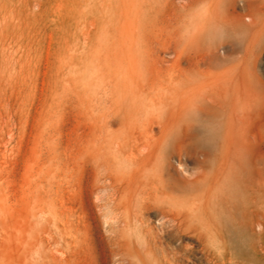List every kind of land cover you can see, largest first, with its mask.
Returning <instances> with one entry per match:
<instances>
[{"label":"rangeland","instance_id":"374dc122","mask_svg":"<svg viewBox=\"0 0 264 264\" xmlns=\"http://www.w3.org/2000/svg\"><path fill=\"white\" fill-rule=\"evenodd\" d=\"M231 12L0 0V264H264V50Z\"/></svg>","mask_w":264,"mask_h":264},{"label":"bare ground","instance_id":"6f19581e","mask_svg":"<svg viewBox=\"0 0 264 264\" xmlns=\"http://www.w3.org/2000/svg\"><path fill=\"white\" fill-rule=\"evenodd\" d=\"M185 1L195 2L198 0H185ZM209 1H211V3L223 4L226 7L231 8L232 12L229 13L226 18H227V22L232 28H236L238 26L243 25L246 28H248V30H253L252 32L253 35L252 37H250V40L245 48V54L246 56H255L258 58L262 50H264V0H241L244 9V12L241 13L236 12L234 9L238 0H209ZM261 31L262 34L260 33ZM247 62L249 63V60H247ZM241 224L245 225L244 223Z\"/></svg>","mask_w":264,"mask_h":264}]
</instances>
